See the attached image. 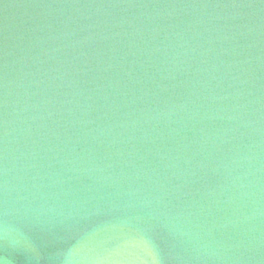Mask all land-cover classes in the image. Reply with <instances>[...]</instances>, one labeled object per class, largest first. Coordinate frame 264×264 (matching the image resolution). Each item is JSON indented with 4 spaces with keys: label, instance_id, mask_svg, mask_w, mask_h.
Wrapping results in <instances>:
<instances>
[{
    "label": "water",
    "instance_id": "1",
    "mask_svg": "<svg viewBox=\"0 0 264 264\" xmlns=\"http://www.w3.org/2000/svg\"><path fill=\"white\" fill-rule=\"evenodd\" d=\"M0 264H264V0H0Z\"/></svg>",
    "mask_w": 264,
    "mask_h": 264
},
{
    "label": "clouds",
    "instance_id": "2",
    "mask_svg": "<svg viewBox=\"0 0 264 264\" xmlns=\"http://www.w3.org/2000/svg\"><path fill=\"white\" fill-rule=\"evenodd\" d=\"M11 231H12V230H11L10 228L6 229V234H10Z\"/></svg>",
    "mask_w": 264,
    "mask_h": 264
}]
</instances>
